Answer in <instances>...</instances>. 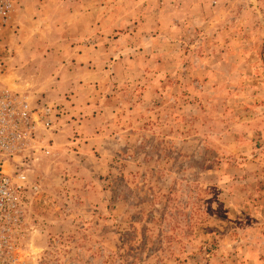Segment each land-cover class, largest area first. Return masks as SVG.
I'll return each instance as SVG.
<instances>
[{"label": "rangeland", "instance_id": "rangeland-1", "mask_svg": "<svg viewBox=\"0 0 264 264\" xmlns=\"http://www.w3.org/2000/svg\"><path fill=\"white\" fill-rule=\"evenodd\" d=\"M3 91L4 264H264V0H16Z\"/></svg>", "mask_w": 264, "mask_h": 264}, {"label": "built area", "instance_id": "built-area-1", "mask_svg": "<svg viewBox=\"0 0 264 264\" xmlns=\"http://www.w3.org/2000/svg\"><path fill=\"white\" fill-rule=\"evenodd\" d=\"M16 0H0V30L7 25ZM49 109L41 112L42 116ZM32 114L25 98L0 92V264L9 261L15 234L21 222L22 185L15 183L5 166L20 150L21 140L32 128ZM49 125V120L42 121ZM21 177V176H20Z\"/></svg>", "mask_w": 264, "mask_h": 264}]
</instances>
